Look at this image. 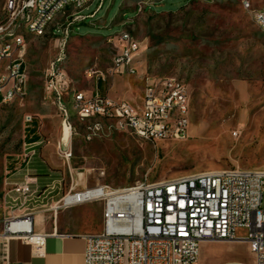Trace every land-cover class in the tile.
Returning a JSON list of instances; mask_svg holds the SVG:
<instances>
[{
	"label": "rangeland",
	"instance_id": "1",
	"mask_svg": "<svg viewBox=\"0 0 264 264\" xmlns=\"http://www.w3.org/2000/svg\"><path fill=\"white\" fill-rule=\"evenodd\" d=\"M6 1L0 0V21L6 17ZM243 1L104 0L97 9L101 0H94L82 9L85 17L74 21L65 40L57 28L65 20L62 15L44 36L21 31L28 49V94L23 101L0 103V229L7 217L4 195L11 183L19 181L15 173L25 165L23 154L34 133L30 129L40 133L43 144L52 141L57 131L63 137V117L46 90V74L61 53L60 67L80 90H92L102 81L97 90L105 94L116 91L117 83V93L123 97L125 83V97H138L142 73L182 79L191 94L189 134L185 139L147 142L115 131L87 141L85 126L72 116L71 157L58 151L61 162L52 169L49 186L32 187L39 197L28 211H43L48 221L72 211V228L79 225L80 211L93 213L96 217L91 216L90 224L97 223L99 233L102 202L69 205L82 198L85 189L99 185L122 189L141 181L231 167L264 169V32L252 13L264 0H248L251 9ZM125 38L140 45V54L134 58L139 75H112L114 58ZM29 115L33 123L26 121ZM60 118L61 125L53 122ZM236 235L244 237L246 230L238 229ZM201 258L200 264L253 262L244 242H207Z\"/></svg>",
	"mask_w": 264,
	"mask_h": 264
},
{
	"label": "built area",
	"instance_id": "2",
	"mask_svg": "<svg viewBox=\"0 0 264 264\" xmlns=\"http://www.w3.org/2000/svg\"><path fill=\"white\" fill-rule=\"evenodd\" d=\"M92 1L65 0L67 10H60L53 0L6 1L0 39L10 40V47L0 50L1 103L23 101L28 94V49L21 31L41 34L62 15L65 20L57 28L65 40L74 21L85 17L82 9ZM243 5L251 9L250 1L244 0ZM252 13L257 14L256 25L264 32V5ZM28 19H35V26H28ZM139 54V43L125 38L114 58L112 75H139L138 67H130V60ZM63 60L61 53L46 74V90L60 110L63 127L68 125L72 130L71 118L75 116L85 126L87 141L115 131L147 142L188 137L191 94L182 79L142 73L144 91L140 103L135 104L98 90L87 96L73 86L60 67ZM69 92H76V102H69ZM26 121L33 123V116ZM26 146L25 165L36 154L35 143ZM62 152L67 159L71 157V151ZM32 179L28 175L5 192L11 214L2 220L0 229V264H4L6 246L13 238L30 245L36 254L45 251L49 234L35 230V214L32 208L28 211L39 197ZM81 194L82 198L69 205L103 203L102 231L86 235L85 264H199L202 244L211 241L244 242L252 264H264V169L231 167L170 180L141 181L122 189L99 185ZM238 229H245L246 235L238 237Z\"/></svg>",
	"mask_w": 264,
	"mask_h": 264
},
{
	"label": "crops",
	"instance_id": "3",
	"mask_svg": "<svg viewBox=\"0 0 264 264\" xmlns=\"http://www.w3.org/2000/svg\"><path fill=\"white\" fill-rule=\"evenodd\" d=\"M139 77L141 81V92L138 97H133L131 95L125 97V83L123 85V97H121L120 94L117 93V83H115L116 91L109 90L105 94L116 99H128L133 103L138 104L140 103V97L144 91V82L142 80V77ZM103 80H105L104 76ZM100 82L96 83V88L92 90H78L83 91L87 96H91L97 90ZM69 101H71V99H69ZM53 122L57 125H61V118L54 119ZM36 134L39 136V139L33 142L36 144V154L28 164L24 165L23 168L19 169L15 173L17 174L16 180L19 181L13 182L11 183V185L24 181L26 176L28 175H35L31 176L33 178L32 187H36L35 190H37L39 187L49 186V183L53 178V174L51 173V171L61 162L56 154L58 153V151H62L63 148H66L67 151H70L71 149V140L69 142L64 141L59 131L55 132L54 136L52 135L50 137V139H53L52 141L44 144L42 143V136L40 135V133ZM57 142L59 143V146L57 145ZM39 173H43L48 176L47 178L42 179L40 176H37ZM42 212L43 211H39V214L35 213L34 226L37 232L49 234L46 241L44 253L42 255L36 254L34 253L30 245L23 243L19 239L13 238L8 242L6 246L4 264H85V252L87 246L86 235L98 233L97 223L96 226H92L89 219L92 215L93 217H96V215L93 213H85L83 211H80L78 217L80 221L79 225L72 228L70 225V214L72 211L53 215L51 221H48L45 215L42 214ZM4 214L5 216L11 214L9 208L5 210ZM205 243L202 244L201 255ZM201 259L202 258L200 256V262Z\"/></svg>",
	"mask_w": 264,
	"mask_h": 264
},
{
	"label": "bare ground",
	"instance_id": "4",
	"mask_svg": "<svg viewBox=\"0 0 264 264\" xmlns=\"http://www.w3.org/2000/svg\"><path fill=\"white\" fill-rule=\"evenodd\" d=\"M53 2H57V5H60V10H67V3H65V0H53ZM253 19L255 23H257V14L253 13ZM28 26H35V19H28ZM48 30H42L41 34H35V36H44L47 34ZM10 47V40L8 39H0V50H4L5 48ZM134 58L133 57L130 60V67H135L134 65ZM71 95L70 99L72 100L71 102H76V92H69ZM95 92L92 94L94 95ZM63 137L65 141H70L71 139V129L69 128L68 125H64L63 127Z\"/></svg>",
	"mask_w": 264,
	"mask_h": 264
},
{
	"label": "trees",
	"instance_id": "5",
	"mask_svg": "<svg viewBox=\"0 0 264 264\" xmlns=\"http://www.w3.org/2000/svg\"><path fill=\"white\" fill-rule=\"evenodd\" d=\"M0 103H1V99H0ZM34 132L30 137H29V143L35 142L39 139V136L35 133V131H33V129H30L29 133Z\"/></svg>",
	"mask_w": 264,
	"mask_h": 264
}]
</instances>
